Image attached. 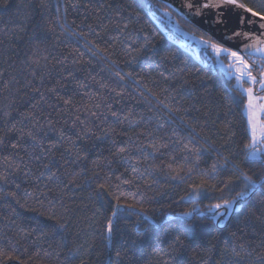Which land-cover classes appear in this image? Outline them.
Masks as SVG:
<instances>
[{"label": "snow or ice", "instance_id": "1", "mask_svg": "<svg viewBox=\"0 0 264 264\" xmlns=\"http://www.w3.org/2000/svg\"><path fill=\"white\" fill-rule=\"evenodd\" d=\"M0 6L10 7L9 0H0ZM68 7L66 2L62 16L60 4L53 6L52 0H21L15 5L13 27L0 29V49L12 53L3 56L0 64V92L7 93L0 104L4 121L0 208L6 210L0 217V264H264V0H182L186 24L211 14L214 25L231 33L227 40L248 41L242 49L239 44L226 47L211 35L197 37V29L192 33L220 70L225 98L243 105L245 139L239 152L230 147L235 132L218 138L208 127L216 124L208 119L215 85L205 87L206 77L189 79L184 61L167 75L159 73L167 85L159 89L164 94L161 99L148 87V82L155 84L154 76L117 70L101 80L91 73L80 80L74 73L82 70L76 65L84 61L75 58L77 49L50 60L49 33L56 41L61 36L84 39L87 51L93 57L103 53L101 59L110 69L125 63L112 59L113 38V44L99 48L83 31L62 22ZM80 7L85 13L80 24H86L89 33L102 40L110 27L116 37L123 36L120 44L130 57L127 64L142 58L157 66L176 64L178 52L165 43L170 37L137 27L145 15L155 17L153 7L171 19L175 11L171 4L163 0L155 6H146L145 0L71 4L73 10ZM69 56L71 71L65 68ZM56 65L67 75L48 87ZM207 79L211 84V78ZM129 80L138 89L133 95H127ZM66 84L73 88L61 95ZM92 85L98 86L95 92L84 91L76 99L81 89ZM126 95L129 100L138 96L147 102L150 114L125 110ZM17 101L26 111H20L15 120ZM45 106L52 109L47 115ZM80 113L85 114L83 119ZM59 117H64V123L72 117L71 128L76 131L66 136ZM177 121L178 126L166 128ZM125 123L144 127L131 134L118 132L117 127ZM228 128L225 123L224 129ZM49 132L57 134L54 139ZM129 164L133 172L166 179L167 189L155 196L192 180L179 200L194 196L209 202L193 203L173 220L163 205L148 206L154 197H146L139 185L134 193L113 196L110 189H120L112 184L113 174ZM123 183L132 185L133 180ZM152 184L154 180L149 181ZM105 193L115 202H106ZM17 206L38 216H28ZM213 229L217 234L209 241Z\"/></svg>", "mask_w": 264, "mask_h": 264}, {"label": "trees", "instance_id": "2", "mask_svg": "<svg viewBox=\"0 0 264 264\" xmlns=\"http://www.w3.org/2000/svg\"><path fill=\"white\" fill-rule=\"evenodd\" d=\"M21 0H9L10 7L0 6V29L2 28H12L13 25L11 23V20L14 19L13 12L15 10V5L20 3ZM67 2L69 5L68 7V13L66 18L62 21L64 23H67L72 27L73 30L79 32L83 31L85 34V37L89 41H93L95 45H97L99 48H106L109 44H114L113 47L109 48V52H113L112 59L116 60H123L125 63L118 64L115 68H109L107 64L104 63V61L101 59V56H103V53H100L98 56L93 57L91 53L87 51L85 48V40L84 39H77L76 37H67V36H61L60 41H56L55 36L51 33L48 34L47 39L50 44L53 45V50L50 53V60L53 58H60L61 54H68L70 50L77 49L75 53V58L77 60L84 61L83 64L76 65V67L81 68V71L75 72L74 75L77 79L83 80L84 77L91 73L93 76L96 77L97 80H101L106 78L109 75V71H117L122 70L123 72L132 71L134 76H139L143 74L145 77L151 75L155 77V84L152 82H148V87L152 88L153 91H157L158 95H160V98H164V94L159 92L160 88L166 87L163 78L159 75V73L164 72L165 75H167L172 67L179 66L181 61L186 62V71L189 74V79H195L197 76L200 77H206V79L202 82L205 87H211L212 85H215L214 90L211 92V105L212 111L210 112V116L208 119L215 120L216 124L212 125L209 123V129L213 133H218L219 136H227L229 131L235 132L236 136L232 139L230 147L233 151L239 152L240 147L242 146L244 142V135L243 128L245 127V119L242 116L241 109L243 107L242 104H232L230 100L225 98V90L224 85L221 79V73L220 70L215 67L214 65H211L209 60L205 57V55L202 54L201 57L196 55L193 49V44L191 43H184L182 40L184 37L180 33L186 32L188 34L193 33L194 29H197L195 31V35L199 37L202 33L205 35H208L206 32L195 26L194 24H186L184 19L180 14H178L176 11H174L173 16L171 19H168L167 17H163V14L158 11L156 7H153L151 11H155L156 15L155 17H150L148 15H145L144 18L140 21V23L137 25V27H143L145 31H152L156 30L158 33L163 34L166 38L170 37V39H166L165 43L170 47L171 50L178 52V59L176 61L175 65L169 64L166 66H157L155 61H147L145 59L138 60L135 64H127L126 62L130 59V57L125 56L124 52L127 51L126 48H124L123 45L120 44V40L123 39V36L116 37L115 32L111 30L109 27L107 32L104 34L103 39L97 38L94 34L89 33L86 24L81 25L80 21L84 18V9L83 7H80L78 11L73 10L71 8V4L74 2L77 3H84L85 0H52L53 6H55L57 3L61 6V15L64 14V5ZM126 2H131V0H126ZM160 3L159 0H145V5L148 4L151 5H157ZM146 11H148L146 7ZM92 22L91 20L87 21L86 23ZM79 25V27H77ZM105 25L107 26V22H105ZM175 25V26H174ZM178 29V30H177ZM98 31L100 29H97ZM180 32V33H179ZM56 35H59V29H57ZM142 35V33H141ZM2 38V37H0ZM113 38V39H110ZM15 43V41H13ZM8 41L5 39V45H7ZM191 51L194 53V55L191 53ZM81 53L83 55L81 56ZM0 64H2L3 56H11V51L4 52L3 49H0ZM71 59L72 56H69V63L65 65V68L68 71L72 70L71 65ZM90 61V63H89ZM203 62H206L203 64ZM6 67V65H5ZM17 67L19 65L17 64ZM52 67V65H50ZM67 71H62L59 65H56L52 69V79L47 83L48 87H51L52 84L55 82V80L60 79L61 76H66ZM211 78V84L209 83V80L207 78ZM7 79V77H5ZM173 86H176V82H172ZM97 85H92L90 89H81L80 93H78L76 99L80 100V95L84 91H90L95 92L97 90ZM73 88L72 84H66V88L64 90L60 91V94L63 95L65 91H68ZM127 88V95H133L134 90L138 91L136 89V85L132 83L131 80H129L126 83ZM7 93L0 92V104H2L3 97ZM106 93H100V95H105ZM127 95L125 97V110L128 108L133 109V111L137 114L143 113L145 116L149 115L148 107L149 105L147 102L141 100L138 96L134 100L127 99ZM87 101V98H85ZM18 107L17 111L13 113V119L18 120L19 115L18 113L20 111H26V109L23 107V105L17 101ZM151 105L155 106L156 101L153 99L151 101ZM115 110V106H114ZM43 111L45 112V115H47L52 109H49L47 106L44 107ZM153 111H156V108L153 107ZM75 115V114H74ZM84 113H80L81 119L84 118ZM54 118V117H50ZM59 123L64 125L65 135H70L74 131V129L71 128L72 124V117L67 118V123H64V117H59ZM203 119V117H201ZM163 122V117H162ZM109 123H111V118H109ZM227 123L229 125L228 129H224V124ZM153 127L155 126V121L152 122ZM4 126V121L0 119V129H2ZM59 127V124L57 125ZM178 126L177 124H167L166 128L171 129L172 127ZM143 125L136 126L132 125L129 126L127 123H125L122 126L117 127V131H127L130 134L132 132H141L143 130ZM218 130H220L218 132ZM196 131L199 132L200 129L196 128ZM184 135H187V131L183 133ZM57 134L49 132L48 137L51 139H54ZM74 138V136H73ZM142 142V141H141ZM46 143V141H45ZM107 153H105L106 155ZM168 161L165 160V163ZM210 162V161H209ZM204 166L203 164L201 165ZM116 177H119V180L116 179ZM125 180H133L132 185H126L123 183ZM154 180L155 184L149 185V181ZM192 180L186 181L183 184H179L178 186H175L172 191H165L164 195L162 196H155L156 192L162 191L167 189V183L166 179L162 176H145L142 171L140 172H133L132 171V165H122L119 167V170L116 171L113 174L112 178V184L120 185L119 191H117L115 188L110 189L113 192V196L119 195V192L124 193H134L136 191V186L139 185L140 187H143L145 189V195L146 197H154V199L148 204L149 207H160L161 205L164 206V213L167 214V216H170L175 220L177 218L176 214L180 211H183L187 208H191L193 203H196L200 206L203 204L208 203V200H203L199 197H192L191 199L186 198L184 201H180L179 197L183 195L184 191L187 190V186L189 183H192ZM198 182V181H196ZM85 196H87V192L84 193ZM113 196L107 195V193L104 194V200L108 203H114ZM93 201H95V197L92 198ZM131 201V197L129 196V202ZM23 203V201H22ZM29 205L35 206L32 201H29ZM17 210L20 212H25L28 216H38V213L29 212L26 208H19L17 206ZM110 210V209H109ZM6 210L0 208V217H3L5 215ZM163 218V216H161ZM40 219H44V217H41ZM224 231H228V229H224ZM217 232L215 229L211 230L208 234V240L211 241L212 237L216 235ZM221 240H223V236L220 237ZM219 251V249H217ZM217 257L215 254H213L212 259H216Z\"/></svg>", "mask_w": 264, "mask_h": 264}, {"label": "water", "instance_id": "3", "mask_svg": "<svg viewBox=\"0 0 264 264\" xmlns=\"http://www.w3.org/2000/svg\"><path fill=\"white\" fill-rule=\"evenodd\" d=\"M160 1V0H159ZM163 3L165 4H171L172 8L181 16H183L184 12H186V9H182V0H163ZM204 32H206L208 35H211L214 39L217 41L223 42L226 47H233L236 44H239V47L242 49L243 44L248 41H238L236 39L227 40L226 36L231 35L230 32L226 33L223 27L216 26L212 23V15L209 14L207 17H205L203 20H201L199 17L194 18L191 22ZM251 26H248L250 28ZM244 30H248L245 28ZM191 53L194 55V53L191 51ZM195 56V55H194ZM206 62H203L205 64Z\"/></svg>", "mask_w": 264, "mask_h": 264}, {"label": "rangeland", "instance_id": "4", "mask_svg": "<svg viewBox=\"0 0 264 264\" xmlns=\"http://www.w3.org/2000/svg\"><path fill=\"white\" fill-rule=\"evenodd\" d=\"M180 34L182 35V37H184L182 42L193 44L192 46H193V49H194V52L196 53V55H198L199 57H201L202 54L205 55V57L209 60L210 64L213 65L212 59L208 55L205 54L204 49L198 45L197 41L192 38L191 34H188L186 32H182ZM225 64H227V60H225Z\"/></svg>", "mask_w": 264, "mask_h": 264}]
</instances>
